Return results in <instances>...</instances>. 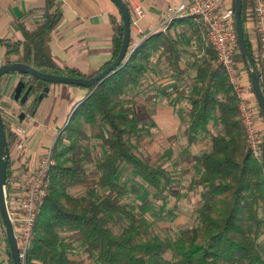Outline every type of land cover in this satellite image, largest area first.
<instances>
[{
	"label": "trees",
	"instance_id": "obj_1",
	"mask_svg": "<svg viewBox=\"0 0 264 264\" xmlns=\"http://www.w3.org/2000/svg\"><path fill=\"white\" fill-rule=\"evenodd\" d=\"M44 3V17L34 28L20 25V40L0 38L6 55H15L16 61L47 73L75 77L95 74L56 65L49 39L62 13L56 0ZM250 5V0H242L241 19L246 46L254 58L246 31ZM122 31L120 20L114 25L112 56L107 64L119 51ZM178 43L176 38L155 32L141 39L123 65L96 86L81 87L85 91L83 99L69 114L51 146L48 193L37 212L22 264H83L82 258L74 257L75 250L85 253L95 264H264L263 249L258 243L264 235V167L261 159L246 147L237 96L224 67L213 65L216 55L212 46L207 45L204 58L194 63V81L185 90L190 94V106L184 134L189 143L196 141L200 133L209 139L207 150L192 154L195 174L181 185L187 191H199L197 224L178 230L173 237L150 230L151 223L144 215L151 206L148 192H140L133 185L128 188L121 180L126 166L156 194L173 182L161 163L153 164L132 151L129 137L141 127L122 95L129 86L140 83L156 51L165 55L176 76L181 74ZM235 58L248 75L238 44ZM26 83L33 85L27 108L32 114L41 100L38 93L48 83L31 77ZM178 98L179 95L169 101L176 104ZM259 114L264 122L260 108ZM83 123L100 140L101 156L93 158L83 142L88 138ZM210 124L219 130L214 133ZM4 127L6 130L5 123ZM93 161L95 171H89L87 163ZM7 177L9 197L14 189L9 161ZM76 186L84 187V193L70 194L69 189ZM129 191L140 198L139 212L121 202ZM116 217L127 219L120 230L113 228Z\"/></svg>",
	"mask_w": 264,
	"mask_h": 264
},
{
	"label": "crops",
	"instance_id": "obj_2",
	"mask_svg": "<svg viewBox=\"0 0 264 264\" xmlns=\"http://www.w3.org/2000/svg\"><path fill=\"white\" fill-rule=\"evenodd\" d=\"M123 1L131 14L136 4H140L144 10L143 16L135 24L130 25L129 46L159 31L171 37L176 36L172 31L173 24L184 26L182 29L187 35L190 32L194 33V26L190 23L191 18L189 17L174 19L164 28L161 24L166 7L180 0ZM56 3L62 13V19L52 30L49 39V48L56 65L73 67L86 74L96 73L107 65L112 56L114 25L119 24L121 20L117 7L111 0H56ZM44 9V0H0V38L20 40L22 38L20 25L27 29L34 28L36 23L43 19ZM199 32L198 30V36L201 34V38L204 39L203 30ZM198 44L197 59L201 61L204 58L207 44L205 39L204 42L203 40L198 41ZM179 50L178 64L182 72L177 76L161 51H156L151 56L148 68L140 81L141 93L147 92L146 98L149 101H166L177 95L187 96L190 99V94L185 90L194 81L196 74L194 63L197 60L196 58L190 61L183 59V55L186 54L181 51L180 47ZM15 60L16 56H7L5 47L0 44V64ZM215 64L214 60L213 65ZM21 78L27 80L30 77L23 76L21 73H9L0 77L1 114L4 118L6 115L10 116L15 113L18 123L24 128V134L21 136L22 148L19 150L14 145L16 136L11 134L7 136L10 183L14 188L17 177L13 170L37 163L41 154L52 146L57 134L67 121L65 117L68 114V119L71 110L83 99L85 92L78 86L49 83L48 92L41 98L35 112L31 114L27 110L31 96L24 103L15 101L12 97L13 88ZM262 80L264 84V78ZM182 88L184 92L181 91ZM169 106L161 107V104L154 106L155 115L169 114L170 116L174 107ZM20 112L25 114L22 119L19 118ZM154 120L156 123V118ZM260 123V126L264 128L263 120ZM8 250V242L0 218V264H12Z\"/></svg>",
	"mask_w": 264,
	"mask_h": 264
},
{
	"label": "rangeland",
	"instance_id": "obj_3",
	"mask_svg": "<svg viewBox=\"0 0 264 264\" xmlns=\"http://www.w3.org/2000/svg\"><path fill=\"white\" fill-rule=\"evenodd\" d=\"M230 2L231 5H233L234 0H230ZM190 20V23H193L194 26H192L194 28V33L190 32L188 35L186 31L183 32L182 28L184 26L180 27L178 24L172 25L173 34L176 35L172 36L178 39L181 51L186 54L183 55V59L186 58L188 61L195 58V60H197V54L199 53L197 49L199 45L198 41L202 42L203 40L204 42V39L201 38V34H199V36L197 34L198 30L200 31L199 33L202 31L201 25L193 18ZM250 40H252L251 36L249 37V42L253 52L254 40ZM235 60L238 67L241 68V63L236 58ZM243 68L245 67L243 66ZM238 75L239 77L241 76V83L252 93L247 72L245 70H240ZM187 77L191 78L189 75H187ZM243 80H246V82H243ZM140 89L141 83H138L136 86H129L122 95L126 104H128L138 116L141 127L136 134L129 137L132 151L153 164L161 163L167 169L173 182L161 194H156V191L149 188L140 177L133 174L129 167L126 166L121 172V180L126 183L128 188L133 185L138 187L140 192L144 190L148 192L147 198L150 200L151 206L144 215L151 223L150 230L159 234H169L173 237L178 230L188 226H194L198 222L195 208L199 201V191L198 189L187 191L181 188V185L190 181L191 177L195 174L196 168L192 159V154H198L201 151L207 150L209 139L208 135L200 133L196 137V141L192 143L188 142L184 134V128L188 124V108L190 105V99H188L187 96H179L176 104L170 103L168 99L166 101L160 100L159 102H157V100L149 101L146 98L148 93H141ZM252 96L254 97L253 93ZM254 102L256 110L259 113V107L255 97ZM159 104H161V107L164 105L173 106L174 109L171 115H155V109L153 107ZM11 115H6L4 117L7 136H9L8 134L14 135L10 129V123L15 121L16 116L15 113ZM67 116L65 117V121L67 120ZM154 118L157 120L156 123ZM82 126L88 135L87 140L83 142L89 147L91 155L93 158L101 156L103 150L100 140L93 136V130L87 123H83ZM210 127L214 133L219 130V127L213 124H210ZM260 128L264 136V128L261 126ZM94 167L95 161L87 163V169L89 171H95ZM69 192L75 196L81 195L84 193V187H72L69 189ZM121 202L128 208H132L134 211L139 212L138 204L140 203V198L134 192L129 191L127 195L122 198ZM126 223L127 219L124 217H116L113 228L115 230H120ZM258 243L263 249L264 256V235L259 237ZM73 254L74 257L82 258L83 264H95L80 250H75Z\"/></svg>",
	"mask_w": 264,
	"mask_h": 264
},
{
	"label": "built area",
	"instance_id": "obj_4",
	"mask_svg": "<svg viewBox=\"0 0 264 264\" xmlns=\"http://www.w3.org/2000/svg\"><path fill=\"white\" fill-rule=\"evenodd\" d=\"M246 19V31L254 40L253 53L256 66L264 78V0H250ZM144 10L140 4L133 7L130 23L135 24L142 17ZM193 18L202 27L206 43L213 47L216 64L224 67L229 82L238 99L239 118L244 128L246 147L255 157L261 159L263 133L259 122L262 120L256 110L254 97L248 88L241 83L235 60L237 48L236 30L234 25V8L230 0H180L168 5L163 13V28L177 18ZM138 42L130 45L131 53ZM251 85V84H250ZM252 97V98H251ZM257 103V102H256ZM258 105V104H257ZM16 116V115H15ZM25 116V114H24ZM18 117L10 123L12 133L17 136L15 148H22L21 136L24 128L18 123ZM53 163L51 147L45 150L33 166L14 169L16 185L7 199L11 221L18 245L21 261L29 248L33 237V227L37 212L48 193V171ZM15 177V178H16Z\"/></svg>",
	"mask_w": 264,
	"mask_h": 264
},
{
	"label": "water",
	"instance_id": "obj_5",
	"mask_svg": "<svg viewBox=\"0 0 264 264\" xmlns=\"http://www.w3.org/2000/svg\"><path fill=\"white\" fill-rule=\"evenodd\" d=\"M117 7L121 21H122V41L119 51L115 58L108 63L101 70L97 71L90 77H75L64 74H52L44 71H40L32 66L24 64L19 61H9L7 63L0 64V77L9 73H21L23 76L26 75L33 79L48 83L41 88L38 93V98L41 99L44 94L49 90V83H62L67 85H74L78 87L88 88L90 86H96L102 81L108 74L113 72L115 69L123 65L131 53H128L129 40H130V11L123 0H111ZM234 25L236 30V38L238 48L244 63L247 65L248 77L250 80L251 88L255 97V100L260 108V111L264 119V94L259 83V72L253 56L246 46L244 39V30L242 26L241 11H242V0H234ZM27 80L24 78L18 80L13 88L12 97L15 101L24 103L29 98L32 84H27ZM72 112V110H71ZM24 117V112H20L19 118ZM9 158V148L7 143V135L4 127L3 116L0 111V218L4 226L5 235L8 242L10 259L12 264H22V261L18 253V245L16 236L14 233L13 223L10 218L7 199H8V177H7V166ZM261 162L264 167V142L261 147Z\"/></svg>",
	"mask_w": 264,
	"mask_h": 264
}]
</instances>
